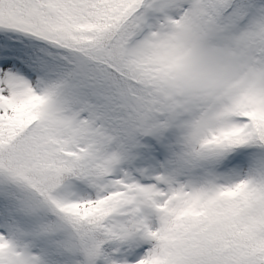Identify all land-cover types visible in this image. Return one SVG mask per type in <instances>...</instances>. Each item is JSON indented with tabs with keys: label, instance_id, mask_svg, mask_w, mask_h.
<instances>
[{
	"label": "snow or ice",
	"instance_id": "snow-or-ice-1",
	"mask_svg": "<svg viewBox=\"0 0 264 264\" xmlns=\"http://www.w3.org/2000/svg\"><path fill=\"white\" fill-rule=\"evenodd\" d=\"M0 264H264V0H0Z\"/></svg>",
	"mask_w": 264,
	"mask_h": 264
}]
</instances>
